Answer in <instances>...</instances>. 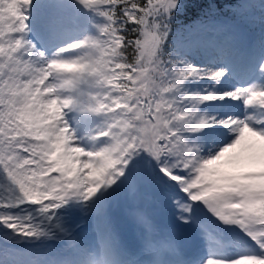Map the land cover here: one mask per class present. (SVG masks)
<instances>
[{"label": "snow or ice", "instance_id": "snow-or-ice-1", "mask_svg": "<svg viewBox=\"0 0 264 264\" xmlns=\"http://www.w3.org/2000/svg\"><path fill=\"white\" fill-rule=\"evenodd\" d=\"M253 7L0 0V264H264ZM238 149L260 170L224 171Z\"/></svg>", "mask_w": 264, "mask_h": 264}, {"label": "rangeland", "instance_id": "rangeland-1", "mask_svg": "<svg viewBox=\"0 0 264 264\" xmlns=\"http://www.w3.org/2000/svg\"><path fill=\"white\" fill-rule=\"evenodd\" d=\"M247 2L251 5H254L253 8H250L249 11L255 16L257 23L254 26V32L255 35H259V16L261 14H264V10L260 8V5L264 4V0H239V3ZM239 149L236 150L233 153L228 154V156L225 157V160L223 164L221 165L222 169L226 172H243V171H259V166L256 167H249L246 166L240 159H238ZM140 206L144 208L147 212L153 213L156 215L157 219L164 223L166 220V217L162 215L159 211V209L155 208L149 201H141ZM128 203L127 202H121L119 206L115 207L113 209V215L114 217L120 222L121 228H122V240L130 245H134L138 243V235L136 231L131 228L127 220L125 219V213L128 211ZM81 231L85 237L86 240L89 242L93 241L95 239V233L93 232L92 224L90 222L84 223L81 225ZM193 245H202L203 241L200 237L195 236L192 240ZM206 255V254H205Z\"/></svg>", "mask_w": 264, "mask_h": 264}, {"label": "trees", "instance_id": "trees-1", "mask_svg": "<svg viewBox=\"0 0 264 264\" xmlns=\"http://www.w3.org/2000/svg\"><path fill=\"white\" fill-rule=\"evenodd\" d=\"M219 2L222 4V5H235V4H238L239 3V0H219ZM224 11L225 12H228L229 14H231V7H224ZM191 15H193V13H189L188 17H185V18H182L185 20V22L188 21V19L191 18Z\"/></svg>", "mask_w": 264, "mask_h": 264}, {"label": "bare ground", "instance_id": "bare-ground-1", "mask_svg": "<svg viewBox=\"0 0 264 264\" xmlns=\"http://www.w3.org/2000/svg\"><path fill=\"white\" fill-rule=\"evenodd\" d=\"M90 224H91V222H90ZM134 245H135V243H134ZM200 248H201V253L202 254H206V252H207V249L203 246V244L202 245H198Z\"/></svg>", "mask_w": 264, "mask_h": 264}]
</instances>
